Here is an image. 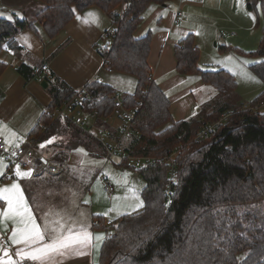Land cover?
I'll return each mask as SVG.
<instances>
[{"label":"trees","instance_id":"1","mask_svg":"<svg viewBox=\"0 0 264 264\" xmlns=\"http://www.w3.org/2000/svg\"><path fill=\"white\" fill-rule=\"evenodd\" d=\"M38 1L43 7L32 20L16 14L10 20L0 17V54L11 51L16 72L26 81L36 78L34 67L22 60L18 33L40 24L52 38L76 13L89 6L99 7L112 24L106 41L98 46L103 64L109 71L136 78L135 90L122 96L126 108L132 107L134 99L140 101L132 122L139 134L127 139L125 148L130 155L157 159L140 168L129 167L144 182L139 210L113 222L92 215V228L105 233L95 264H264V109L249 108L264 101V0H244L246 10L262 18L259 45L245 54L259 59L249 67L262 81L263 91L245 106L236 93L235 76L225 69L200 68L199 48L193 35H186L174 48L176 72L199 77L213 86L216 94L179 121L173 120L170 102L153 80L148 64L153 32L134 36L150 7L177 0ZM6 67L0 59V76ZM43 78L48 83L50 112L78 93L53 73ZM81 93L85 97L77 107L88 113L96 111V126L111 127L109 121L115 116L112 95L118 92L93 80ZM225 112L230 115L219 127L196 139L205 124ZM26 139L43 154L81 149L90 156L106 157L105 149L90 134L51 114L42 113ZM121 163L117 165L125 167ZM171 165L173 179L168 175ZM168 184L170 200L166 204Z\"/></svg>","mask_w":264,"mask_h":264},{"label":"crops","instance_id":"2","mask_svg":"<svg viewBox=\"0 0 264 264\" xmlns=\"http://www.w3.org/2000/svg\"><path fill=\"white\" fill-rule=\"evenodd\" d=\"M242 1L245 14L234 16H238L240 21L247 22L250 28L252 15L245 8V1ZM0 2L2 5L6 3L5 0H0ZM6 10L10 11V9ZM178 12H181L180 17L177 16ZM89 13L92 15L86 16ZM212 14L213 12L207 9L203 0H177L167 6L156 5L150 7L145 13L142 23L134 32L135 37L143 36L149 30L153 32L148 64L152 71L153 80L166 94L170 102V113L174 121L190 117L202 103L206 102L204 96L201 95L198 98L197 95L199 92L204 91L205 86H207L197 76H187L176 72L177 60L174 48L179 39L189 34L193 35L201 57L202 48L200 47L205 41H214L215 46L218 45L217 41H221L219 46L223 47L224 45L223 50L228 49L231 52L233 48L230 43L238 36V34L234 36L224 34L226 37L221 36L222 31L217 27L215 28L209 20ZM16 15L27 18L22 12ZM93 20L95 22H92ZM111 25L110 19L99 7L89 6L76 13L75 17L52 38L46 35L40 24H35L34 30L26 29L18 33L16 36L17 41L23 47L22 60L31 66L39 62L48 65V70L42 73L40 77L29 81H26L16 72L13 53L7 50L1 52L0 59L7 64V67L0 76V137L3 138L4 142L8 141L5 143L9 151H13L27 140V134L37 123L50 102L46 90L48 83L46 82V88L40 85L42 80L46 81L43 78L46 73V76L53 73L76 91H81L85 85L93 80H99L112 86L119 94L132 93L135 90L136 78L104 68L103 59L98 53V46L106 41L105 35L111 30ZM205 67H207L206 69H214L208 65ZM117 121L115 116L111 118V122L114 123L112 125L117 124ZM68 153L69 164L64 171H61L58 175L44 173L35 176V178H39L37 182L42 183L41 188L45 184L48 187L54 184L56 187V183L62 180L63 176L64 178L67 177L75 165L82 162L87 163L86 158H83L86 157L83 150H72ZM81 158H83L82 162ZM3 164L6 167L2 169L3 175H0V187L11 185L13 182L20 185L35 223L45 235L43 243L50 242L62 233L68 235L69 229L73 233L87 231L91 234V240L86 246L73 245L67 250L50 253L43 261H33L27 258L22 259L21 256L16 255V251L23 249L24 245H13L7 239L11 235L12 227L11 222L7 221V228L0 225V246L7 248L15 264H22L24 261H29L32 264H95L105 233L92 228L91 217L95 214L93 212V202L89 211H87L86 207L88 206L80 198L68 196L60 198L59 194L50 188H48L50 191H47V193L35 192V189L24 186L21 182L22 177H18L15 173L12 176L4 177L7 163L3 162ZM26 164L28 165L29 161L26 160ZM115 166L118 165L115 163ZM81 168L82 166L79 165L78 169ZM65 171L64 175L63 172ZM105 175L103 177L109 180L108 176ZM56 195L59 196V199H56ZM6 207V202L0 201V212ZM67 207L72 209L68 216L73 214L75 217L80 209L86 208V213H83L86 214L85 221L74 218V222L77 223L69 222V226L58 223L55 218L56 213L61 214V211L66 210ZM88 216H90V220ZM56 228H61L62 231L55 230ZM97 236L100 237L99 240L96 239ZM3 256V251H0V257ZM4 259L6 260L7 257H4Z\"/></svg>","mask_w":264,"mask_h":264},{"label":"rangeland","instance_id":"3","mask_svg":"<svg viewBox=\"0 0 264 264\" xmlns=\"http://www.w3.org/2000/svg\"><path fill=\"white\" fill-rule=\"evenodd\" d=\"M5 1L6 3L3 5L4 8L0 9V17H11V19L14 17V14L20 12H22L25 17L31 19L34 14L43 7V4L38 0ZM203 1L207 9L213 12L209 19L213 26H215V28L217 27L226 36H230L232 32H234V35L238 34V36L233 40L234 42L232 41V43H230V46L233 48L231 52L228 49L223 50V47H219L221 41H217L218 45L216 46L214 41H205L202 43V47H200L202 48V54L198 63L204 69H206L207 67L205 66L208 65L214 69L221 68L231 72L235 76L237 83L236 93L245 104H248V102H251V100L263 91L262 81L249 67L251 63L259 59L245 54V52L256 50L259 45L262 18L260 16L256 18L254 14L250 13L252 15V24L249 28L247 22L240 21L238 16H234L236 14H245L242 0H239V3L238 0ZM6 9H10V11ZM215 28L214 30H216ZM227 39H229V37H227ZM215 40L217 39L215 38ZM227 45H229V43H227ZM46 75L47 73L44 77ZM205 87V90L199 92L197 96L199 98L202 95L207 101L215 96L216 91L211 85ZM263 109L260 110L263 111ZM109 123L111 127L120 125L119 121H117V124L112 125L114 123L111 122V119ZM84 154L86 157L83 158H86L87 163L82 162L83 158H81L82 163H79V165H81L82 168L78 169L79 165H75L73 170H70L67 177L64 178L63 176V179L56 183V187L54 184H51L49 187L45 184L44 187L41 188L40 186H42V183L37 182L39 178L37 179L35 176L31 175V166L29 164L23 165L24 167L18 165L21 172H30V175L23 177L21 182L27 188H33L35 192L38 191L40 194L42 192L47 193V191H50L48 188H50L54 189L56 193L59 194L60 198H65L66 196L80 198L82 202L88 206L86 207L88 209L87 211H89L91 203L93 202V212L103 215L108 222H113L119 216L132 213L142 207L143 201L140 196V191L144 186V182L136 170L115 166L117 162L113 160L110 161L106 157H94L87 155L85 152ZM2 161L6 162L8 165L6 158L2 157ZM16 167L17 165H15L13 169L14 173ZM65 169L66 167L63 168L62 171ZM64 173H66V171L63 172V174ZM105 174L108 176L109 180H111L115 188L110 200L103 189L102 177ZM5 177H9L7 175V168L5 169ZM59 196L56 195V199H59ZM86 208L80 209L75 217L73 214L68 216V213L72 211V209L67 207L66 210L61 211V214L56 213V221L67 226H69V222L77 223L74 222V218L85 221L84 218H86V214L83 213H86ZM261 212H264L263 208H261ZM88 219L90 220V216H88ZM55 230L62 231L61 228H56Z\"/></svg>","mask_w":264,"mask_h":264},{"label":"built area","instance_id":"4","mask_svg":"<svg viewBox=\"0 0 264 264\" xmlns=\"http://www.w3.org/2000/svg\"><path fill=\"white\" fill-rule=\"evenodd\" d=\"M1 8H3V5L0 2V9ZM177 16L180 17L181 12H178ZM221 36H225L223 32L221 33ZM230 36H234V32L230 33ZM224 42L226 43L225 40ZM98 53H101L100 50ZM103 66L107 69V66L104 64ZM33 67L36 77H40L42 73L48 70V65L44 62H39ZM84 97L85 95L81 93V91H78L77 95H75V97L70 101L63 103L60 109H55L53 112H50L47 108H45L43 113L47 115L51 114L55 119H67L84 132L90 134L105 149L106 158L110 161L113 160L117 163L123 162L127 168H140L150 163H154L157 160L155 157L150 156L130 155L125 148L126 140L131 138L133 135L139 134V130L132 123L135 119L136 113L139 111L140 101L138 99H134L132 101V107L126 108L123 103L122 94L116 93L112 95V99L114 100L115 116L120 122L117 130L113 132V127H98L95 125L96 120L99 119V115L96 111L88 113L77 107ZM248 105L249 104L247 103L245 104L247 107ZM249 108L253 110L263 109L264 101H261ZM229 115L230 112H225L215 122L205 124L197 133L196 139H202L208 136L213 130L219 127ZM2 157L6 158L8 161V176L13 175L15 165H25L26 160L29 161L33 176H40L44 173L58 175L63 168L69 164V153L65 150L60 149L50 154H43L35 148L34 142L26 140L13 151H9L3 138L0 137V158ZM174 170V166L171 165L168 172L170 179H173L174 177ZM102 181L103 189L106 192L108 199H110L111 195L114 193V185L106 177H102ZM169 200L170 187L168 184L165 189V203L167 204ZM22 264L32 263L24 261Z\"/></svg>","mask_w":264,"mask_h":264},{"label":"snow or ice","instance_id":"5","mask_svg":"<svg viewBox=\"0 0 264 264\" xmlns=\"http://www.w3.org/2000/svg\"><path fill=\"white\" fill-rule=\"evenodd\" d=\"M87 15L92 14L89 13L86 14V16ZM8 19L10 20L11 17H8ZM92 22L95 21L93 20ZM5 142L7 143L8 141L6 140ZM47 143H51V140ZM43 146L44 145H41V147ZM5 167L6 165L3 164L2 158H0V175H3L2 169ZM15 174L23 178L29 176L30 172H21L17 165ZM0 201H4L7 204V207L0 212V225L7 228L6 222H11V235L8 236L7 239L10 240L13 245H24L23 249H18L16 251V255L21 256L22 259L27 258L33 261H43L50 253L67 250L73 245L83 247L91 240V234L87 231L73 233L72 230L69 229L68 235L62 233L60 236L53 238L50 242L43 243L45 235L35 223L23 191L16 182H13L11 185L0 187ZM96 239L99 240L100 237L97 236ZM0 251L4 253V256L0 257V264H15L7 248L0 246ZM4 257H7V259L5 260Z\"/></svg>","mask_w":264,"mask_h":264},{"label":"water","instance_id":"6","mask_svg":"<svg viewBox=\"0 0 264 264\" xmlns=\"http://www.w3.org/2000/svg\"><path fill=\"white\" fill-rule=\"evenodd\" d=\"M40 85H41L42 87L46 88L47 83H46V81L42 80L41 83H40Z\"/></svg>","mask_w":264,"mask_h":264}]
</instances>
